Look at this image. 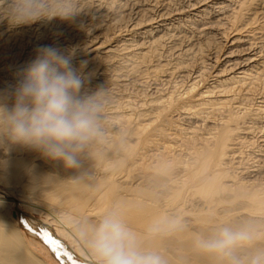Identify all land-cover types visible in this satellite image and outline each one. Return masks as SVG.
<instances>
[{"label": "bare ground", "instance_id": "1", "mask_svg": "<svg viewBox=\"0 0 264 264\" xmlns=\"http://www.w3.org/2000/svg\"><path fill=\"white\" fill-rule=\"evenodd\" d=\"M78 7L71 21L18 30L1 87L52 45L72 53L83 87L139 100L106 110L88 95L95 132L75 166L0 138V264H98L90 241L108 215L164 264H228L198 243L224 228L250 236L233 249L243 264L264 255V0ZM16 27L0 16V31Z\"/></svg>", "mask_w": 264, "mask_h": 264}, {"label": "clouds", "instance_id": "2", "mask_svg": "<svg viewBox=\"0 0 264 264\" xmlns=\"http://www.w3.org/2000/svg\"><path fill=\"white\" fill-rule=\"evenodd\" d=\"M79 11L78 0H0V16L16 26L71 21ZM83 85L72 53L52 45L39 47L24 78L0 100V138L75 166L76 151L95 132V105L79 95ZM248 240L246 232L224 228L198 243L204 251L225 257L228 264H243L233 249ZM90 245L98 264H164L159 254L143 250L135 233L115 215L100 220ZM250 264H264V255L252 258Z\"/></svg>", "mask_w": 264, "mask_h": 264}, {"label": "rangeland", "instance_id": "3", "mask_svg": "<svg viewBox=\"0 0 264 264\" xmlns=\"http://www.w3.org/2000/svg\"><path fill=\"white\" fill-rule=\"evenodd\" d=\"M21 28H23L22 26H17L16 27V29L15 28H13L11 31H9V32H5V31H0V34H2L1 36H2V38H0V50H1V52H0V61H1V64L3 63V62H5L6 60V62L8 63V65H7V63H5L7 66H9L10 67V65L9 64H11L12 66L9 68L10 70L12 69V68H15L16 66H15V64H16V56L14 55V51H15V43H17L18 41H19V38H21L20 36L21 35H18L19 34V32H20V30H21ZM16 31H15V30ZM18 30H19V32H18ZM3 32H4V34H3ZM16 32V33H15ZM17 34V35H16ZM8 36H10V37H8ZM15 36V37H14ZM18 36V38H16ZM8 37V38H7ZM18 40L17 42H15L14 40H16V39ZM9 39H10V41H9ZM5 41H7V43H8V49H6L7 48V43L5 42ZM10 43V44H9ZM13 43V44H12ZM5 44V45H4ZM10 45V46H9ZM11 46H13L12 48H11ZM11 48V49H10ZM3 49H5V50H7V51H5V50H3ZM13 49V50H12ZM9 50H10V52H9ZM12 50V51H11ZM5 52H8L9 54L7 55V57H5ZM4 53V54H3ZM2 55V56H1ZM8 56H10V57H8ZM11 56H13V58L11 57ZM15 56V57H14ZM2 57H3V59H2ZM5 58V59H4ZM2 59V60H1ZM11 61H9V60ZM14 60L16 61V62H14ZM13 61V62H12ZM10 62V63H9ZM0 64V65H1ZM4 63L2 64V65H5ZM13 65H14V67H13ZM211 67V66H210ZM11 71H13V69L11 70ZM14 75H12V76H10L11 77V79H8L9 77H1V81L2 82H4V80H5V82H4V88H2L1 86H2V84L0 85V90L2 91V89H4L3 90V92H5L7 95H8V97L10 96V94L13 92V90H14V88H15V86H17V84L19 83V81H21L22 80V78H21V76L20 75H16V76H14ZM19 77V78H18ZM3 78V79H2ZM15 78V79H14ZM6 80H7V83H6ZM9 81V82H8ZM7 84V85H6ZM186 84V85H185ZM183 85L184 86H182V83H180V86L183 88V87H186L187 85H189V83H188V81H185L184 83H183ZM101 85H97V84H94V85H92L91 87H90V89L91 90H89V88H87V87H83V89H82V91L83 92H85V93H87V96H86V94H85V96L87 97V99H88V97L90 96L91 97V99L94 97V94H95V97L97 98H100L101 100H99L98 101V104L97 105H99L98 107L99 108H101V106L100 105H102V107L104 108V109H106L107 110V108H109L113 103H114V101H113V103H110L111 102V99L112 100H115V99H119L120 101H121V98H122V100H123V98H124V100L122 101V102H124L125 100V102H128V101H135V102H133V103H137L138 102V100H139V98L138 97H136L135 95H133V94H131V92L130 93H128V92H126V93H119L120 94V96H119V94H118V92H110V91H108V90H105V89H103L102 87H100ZM94 87V89H92ZM86 90H88V91H86ZM102 90H103V92H106V91H108V92H106V93H103L102 92ZM81 91V90H80ZM90 91V92H89ZM97 91V92H96ZM102 93V96L101 95H99L100 94V92ZM94 94H93V93ZM111 94H110V93ZM98 93V94H97ZM93 94V95H92ZM105 94V95H104ZM114 94V95H113ZM117 94V95H116ZM127 94V95H126ZM89 95V96H88ZM92 95V96H91ZM112 95H113V97H112ZM132 95V96H131ZM100 96V97H99ZM115 96V97H114ZM127 96V97H126ZM95 97L93 98V99H95ZM106 97V98H105ZM131 97V98H130ZM115 98V99H114ZM127 98H128V101H127ZM130 98V99H129ZM90 99V100H91ZM93 99H92V101H93ZM133 99V100H132ZM136 99H138V100H136ZM117 100H115V102H117ZM118 100V101H119ZM99 102H101V104H99ZM111 104H109V103ZM105 103V104H104ZM93 104H94V102H93ZM96 104H94V105H96ZM110 106H109V105ZM107 106V107H106ZM96 108V107H95ZM102 109V108H101ZM0 190L3 192L4 191V188L0 185ZM5 192V191H4ZM21 229H22V231H27L26 230V228H25V230H24V227H21ZM78 262H81V263H84V261L83 260H77Z\"/></svg>", "mask_w": 264, "mask_h": 264}]
</instances>
